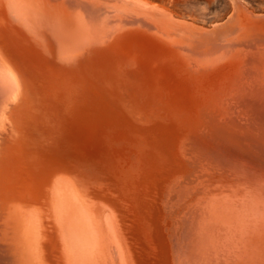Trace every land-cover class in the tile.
Here are the masks:
<instances>
[{
  "label": "bare ground",
  "instance_id": "6f19581e",
  "mask_svg": "<svg viewBox=\"0 0 264 264\" xmlns=\"http://www.w3.org/2000/svg\"><path fill=\"white\" fill-rule=\"evenodd\" d=\"M3 1L2 3L7 8V13L5 10L4 12L8 16L5 19L14 25L13 28L9 27L18 34L16 35L19 39L29 44L32 51L30 52L35 61L38 60L52 68L61 69L62 72L79 73L81 69L86 70L87 72L84 71V73H89V76H98L102 71L107 80H119L120 83L127 84L124 85L126 87L133 86L132 78L138 76L134 73L139 72L141 68L136 60L123 52L105 57L98 51L103 44L111 45L122 35L127 34L125 37L128 38V34H136L143 37V39H151L157 45L158 52L161 51L162 60L165 61V64L162 65L163 67L166 66L167 72L170 69L174 74L171 75H177L178 80L181 75L188 80V85L184 83L181 86L183 82L187 81L184 79H180L181 81L184 80L181 84L178 82L181 91L195 88L196 92V87L198 90L200 84L203 85L205 82L204 79H210L211 82L217 80L216 83L212 84L209 81L205 82L212 85V88L209 87L211 89L210 93L207 91L208 94H202V92L194 94V91L187 92V96L191 94H194V96L191 95L188 99H186L187 96H185V99L184 97L181 100L179 99L180 101L174 112H172L179 124L174 135L175 139L169 141H174L173 157L176 165L173 171L163 180L159 199L161 207L165 210L168 219L166 221L169 225L167 237L169 243L165 242V244L170 246L171 264H264V17L252 15L251 11L240 0H231L234 9L232 15H229L224 23L216 24L211 29L193 22L178 20L164 8L144 0ZM2 5L0 4V7ZM1 17L0 19H2ZM258 18H262V20H256ZM8 21L7 23H9ZM15 37L14 34L10 38L5 32H0V44L7 43L10 45L12 42L15 48L14 54L9 49L10 56L0 48V264H50L48 258L50 245V252L51 247H53L56 250V253H53L58 254L59 264H135L137 258L135 260L134 257L132 258L134 252L131 253V247L133 244L130 246L132 242H129V239L131 237H128L129 229H127L126 215L128 210L123 207V203L120 201L121 197L114 199L111 195L107 196V191L102 187L105 184L106 188L110 189L109 186L111 187V184L116 182V177L119 175L120 178L121 165L117 167V163L111 161V157L113 158L116 152L112 154L110 159L105 156L102 158L100 156L97 160L84 158V161H79L80 164L78 162L65 167H51L39 181V193L36 197L27 195L25 192L22 194L21 191L17 190L18 187L16 188V185L13 184L16 182H14L15 176L12 170L10 142L16 134L14 127L15 112L23 95L22 67L34 61L33 58L29 59L25 55L22 51L23 47L20 48L19 39L17 40ZM122 41L124 40L122 39ZM124 43L122 42V44ZM107 50L109 51V48ZM117 50L120 49L117 48ZM151 51L155 50L152 49ZM157 61L159 62V60ZM153 64L155 63L153 62ZM160 67L162 68V66ZM145 75L149 76L148 74ZM197 78H200L199 81H195ZM102 79L105 80L103 76ZM37 85L33 86L36 87ZM209 88H206L205 85L204 89L208 90ZM32 89L34 88L32 87ZM204 89L199 90L204 92ZM186 91L183 92L186 94ZM34 92L37 94L38 91L34 90ZM71 96L68 99H71ZM168 96L172 97L173 95ZM82 98L80 100H84ZM68 99H65L66 106L68 105ZM112 101L117 102V100L111 99ZM55 107L57 106L54 105L53 108ZM66 108L69 109V107ZM55 111L49 112L48 110V113L51 114ZM125 112L127 113L126 109ZM51 115L53 116L54 113ZM105 122L108 121L105 120ZM127 122H129V119ZM59 123L57 126L61 127L63 124L60 126ZM117 123L119 122L117 121ZM40 124L38 122V125ZM67 124L68 122L63 126ZM171 124H173V121ZM129 125L132 126V120ZM32 127L34 128V126ZM132 127L134 128V125ZM43 128L45 129L44 125ZM106 129L104 128V130ZM31 130L35 131L34 129ZM39 130H36V132L39 133ZM104 130H99V132L103 131V134ZM153 130L152 132H154ZM157 133L159 134V132ZM93 134L97 135V133ZM143 135L146 134L141 136ZM133 136L135 137V135ZM147 137L144 139L148 140ZM101 138L103 139V137ZM137 138L135 137V139ZM127 142L124 143L127 144ZM149 142H152V140H148L147 143ZM160 142L163 141L160 139ZM117 143L119 142L117 141ZM155 144L157 143H154V146H157ZM104 146L106 145L104 144ZM126 146L123 144L121 147L126 148ZM170 146L173 148L172 145ZM112 147L114 148V146ZM166 148L165 150H168ZM32 149L34 150V148ZM52 149L54 148L52 147ZM31 151H29V154ZM24 152L27 153V151ZM40 154L41 151L38 155ZM154 154L155 156L160 155ZM161 154L166 155L162 152ZM124 155L122 156L125 157L126 155ZM159 159L157 160L160 161ZM124 161L126 162V160ZM124 161L123 165L125 164ZM127 162L126 164H128ZM156 164L158 166L159 162ZM131 165L128 166L130 168L133 165L135 166V164ZM162 167L164 168V166ZM143 169L141 171H146ZM148 171L151 172V170ZM133 172L132 174H134ZM37 174L40 175V173ZM124 183L127 182L124 181ZM125 184L122 183L123 186ZM129 184L131 186L132 183L129 182ZM33 191L35 192V190ZM158 214L156 215L158 216ZM148 216H146L147 219ZM165 223L163 224L165 225ZM164 225L162 227L166 228ZM133 232L131 233L133 234ZM152 238H154L153 235ZM159 238H162V236ZM164 238L163 241L161 240L163 243ZM50 239L51 243H48ZM138 248H136L137 251ZM163 255L167 256L165 253ZM159 256L160 254H158ZM167 258L169 257L167 256ZM168 263L169 261L164 262V264Z\"/></svg>",
  "mask_w": 264,
  "mask_h": 264
},
{
  "label": "rangeland",
  "instance_id": "374dc122",
  "mask_svg": "<svg viewBox=\"0 0 264 264\" xmlns=\"http://www.w3.org/2000/svg\"><path fill=\"white\" fill-rule=\"evenodd\" d=\"M2 1L0 0L1 5L4 3V1H3V3H2ZM144 1H147V2L152 3V4H156V5L160 6L161 8H164L165 10L172 13L174 15V17L178 20L193 22L199 26H202V27L208 28V29L209 28L211 29L216 24L218 25L219 23L220 24L224 23L225 20L228 19L229 15H232L231 13H233V10H234L231 0H144ZM240 2L249 11H251L252 15H254V16L256 15L257 17H264V0H240ZM2 6L3 7L5 6L4 7L5 9L1 8ZM2 6L0 7V15L1 16L5 15V16L4 17L0 16L2 18V19H0V32L1 33L5 32L10 38L13 37V34H14V36H16L15 38L18 40L19 39L17 36L18 34L15 33V31L12 29L14 27V25L10 24V22L8 20L7 21L9 23H7V21L5 19L7 16L6 5L3 4ZM4 10L6 13L4 12ZM2 13H5V14H2ZM256 20H262V18H258ZM6 24H8V25H6ZM9 26H11L12 28ZM132 35L128 34V38L125 37V36H127V34L122 35L123 38L122 37H120L121 39L118 38L111 45L103 44V46L98 51L101 53V55L103 54L105 57L106 56L108 57L109 55L111 57L112 55L120 54L123 52V53L129 54V56H131L133 59L136 60L139 67H141V68H140L139 72L134 73V74H137L138 76L135 78H132L133 79V81H132L133 86H131L132 88L128 87V86L127 87L124 86L127 84L120 83L119 80H116V81L107 80L105 78V75L102 73V71H100L101 73L98 76H94L91 74H90L91 76H89V73L87 74L86 70H81V69H80L79 73H76V72L68 73V72H62L61 69H57L54 67L52 68L51 66L44 64V63H41L38 60L35 61V58H33V55L31 53L32 51L29 48L30 47L29 44L27 42L22 41L21 39L18 40L19 44L21 43L20 48L23 47L22 51H24L25 55L29 59L33 58L34 61H32L29 64L27 63L28 65H23V67H22L23 68L22 69V75H23L22 92H23V95H22L20 102L18 103V106L16 107V112H15L16 117H15L14 127L16 129V134H15L13 140L10 142V146H11L10 150L12 153L11 154V156H12V168H13L12 170H13L14 176H15L14 182H16L13 184L16 185L15 186L16 188L18 187L17 190L21 191L22 194L25 192V194H27V195H31L33 197H36L39 193V187H40L39 181H41L42 176L45 175L47 170L49 171L51 169V167L57 168V167H65L66 165L68 166V165L73 164V163L77 164L79 161L80 162L84 161V158H91V159L97 160L100 158V156H101V158L105 156L106 158L110 159L112 154L116 152L113 155V158L111 157V159H112L111 161L113 163H117V165H116L117 167L121 165L122 170L120 173L122 175V171H123V175H122V177L120 175V178H119V175L117 176L118 178L116 177V179H115L116 182H114L115 184L112 183L111 187L109 186L110 189H107L105 184L102 185V187L105 188L104 190L107 191L106 192L107 196L111 195L112 197H114V199H116L117 197H121L120 201L123 203V207L126 208V210H128L126 212L127 227H128L127 229H129L128 230V237H131V239H129V242L130 241L132 242V243H130V246L133 244L132 245L133 248L131 247V253L134 252V254H132V258L134 257L133 258L134 260L137 258L135 260V262L137 264H139V263L140 264H144V263L145 264L146 263H148V264H157V263L158 264H164V262L166 263L167 261H169V263L171 264L170 246H169V244H165V242L169 243V238H167L168 232H169V229H168L169 225L167 222L168 219L166 217L165 210L160 205L161 203H160L159 199H160V195H161L163 180H165V178L173 171L174 166L176 165L175 158L173 157V149H174V145H173L174 143L173 142L174 141L173 140H172V142H169V141H171V139H175L174 135L177 132V128H178L179 124H178V121L176 119V116H174L175 114L172 112H174V109L176 108V105L178 104V102L181 99H183L182 97H184V99H185V96H187V94L190 91L191 92L194 91L193 92L194 94H196L197 92H202V94H208V93H210L209 92L211 90L210 88H212L211 84L216 83L217 80L213 81V79H212L213 82H211L210 79H204L205 82L209 81L211 84L209 83V85H208L204 82L203 85L200 84V86L198 88L200 90H203L205 88V85H206V88L210 87L208 90L204 89L206 91V93H205V91L203 92V91H200L199 89H198L199 90L198 91L197 87H196V92L194 90L195 88L193 90H188V91H186L187 89L183 90V91H186V94H185L183 91H181L179 83L181 84L182 81L187 80V79L186 78L184 79L183 75L179 76L180 75L179 72H178L179 73L178 76L180 77V79H184L182 81L180 79L179 80L177 79V75L172 76V75H174L172 73L173 72L172 70L170 71V69H169V72H167L168 70L166 69V66L163 67V65H162V64H165L164 63L165 61L162 60V57H161L162 55L160 53L161 51L158 52V47H156L157 45L154 42H152L151 39H148L145 37H144L145 39H143V37L137 36L136 34H132ZM134 35H136V36H134ZM124 37H125V39H124ZM129 38H131V39H129ZM122 39L125 41V43H124V41H122ZM126 39H128V40H126ZM146 40H147V42H146ZM150 40H151V42H149ZM144 41L146 43H148V42L149 43L148 44L143 43ZM122 42L124 44H122ZM120 43H121V45H120ZM5 44L4 43L0 44V48L3 50V52H5L6 54H8L10 56L11 55L10 50H11V52L14 54L15 48L13 47V43L11 42L10 45H8L7 43H5ZM144 45H147V46H144ZM148 46H149V48H148ZM108 48H109V51L107 50ZM117 48L120 50L118 51ZM152 49L155 51H151ZM146 51H147V53H146ZM154 53H156V54H154ZM157 53H159V54L157 55ZM155 57L158 59H156ZM143 59L146 61H144ZM154 59H156V60H154ZM138 60H139V62H138ZM157 60H159L160 63ZM141 61H142V64H146V63H148V64L142 65ZM153 62L155 64H153ZM159 64H161V65H159ZM160 66H162V68ZM25 68H26V70H25ZM27 70L28 71L30 70L31 73H30V71L28 72ZM151 70H153V71H151ZM84 71H86L85 72L86 74L84 73ZM26 73H28V74H26ZM156 73H157V75H156ZM145 74H148L149 76H147ZM168 74H170V75L167 76ZM142 75H143V77H142ZM153 75H155V76H153ZM102 76L104 77V79L106 81L102 79ZM161 76L163 77V79ZM150 77L152 80L149 79ZM159 77H160V79H159ZM164 79L166 82L164 81ZM198 79H200V78L195 79V81H199ZM148 82H151L152 84L148 83ZM119 83L121 84L120 86H119ZM184 83H186L188 85V80L183 82L181 84V86ZM37 84H39V85H37ZM99 84H101V85H99ZM122 84H123V87H122ZM186 84H185V86H186ZM33 85H37L36 86L37 88ZM207 85H208V87H207ZM23 86H24V88H23ZM32 87L34 89H32ZM40 87H42V88H40ZM151 87H153V88H151ZM183 88H185V87L183 86ZM41 89H43V90H41ZM34 90L38 91L37 94H36V92H34ZM42 91L44 92L43 94H42ZM207 91H208V93H207ZM26 92H27L28 96H27ZM33 92H34V94H33ZM176 93H178V94H176ZM30 94H33L32 95L33 97ZM170 94L173 96L172 97L168 96ZM194 94L193 95L191 94V95L194 96ZM37 95H38V97H36ZM191 95H189V96H191ZM70 96H71V99L70 98L68 99V97H70ZM189 96H187L186 99L190 98ZM28 97H30V98H28ZM80 97L81 98L83 97L82 99H84V100H80L81 99ZM164 97H166V98H164ZM136 98H138V99H136ZM144 98H146V99H144ZM65 99L66 100L68 99V101H67L68 105L67 106L65 105L66 104ZM108 99L110 102L108 101ZM111 99L117 100V102L116 101H115L116 103L114 101L111 102ZM53 101L55 104L53 103ZM107 101H108V103H107ZM69 102H71V103H69ZM101 102L103 104L106 103L105 104L106 106L103 105ZM162 103H164V104H162ZM70 104H71V106H70ZM107 104L110 106H108ZM54 105L57 107L53 108ZM61 106H62V110H61ZM66 107H69V109ZM118 107H119V110H118ZM122 107H123V109H122ZM58 108H60V109H58ZM55 109H56V111H55ZM125 109L127 110L128 116H127V113L125 112ZM48 110H49V112L55 111V112H53L54 113L53 116H55L54 118L51 115L53 113H51V114L48 113ZM95 110H99V111H95ZM100 110H102V111H100ZM109 110H110V112H109ZM90 111H92V112H90ZM111 112H113L114 114H112ZM140 113H141V116H140ZM63 115H64V117H63ZM73 115H75L76 117H74ZM46 116H48L49 119L51 118L50 119L51 122L49 121L48 118H46ZM102 119H103V121H101ZM107 119H112L113 121L107 120ZM128 119H129V122H127ZM43 120H44V123H43ZM55 120L57 123L55 122ZM70 120H72V121H70ZM105 120L108 122H105ZM119 120L121 121V123ZM131 120H132V126L134 125V128L131 125H129V123H131ZM151 120L152 121L155 120V121L152 122ZM117 121L119 123H117ZM172 121H173V124H171ZM38 122H39V124L40 123H43V124L38 125ZM64 122H66V123L68 122V124L66 126H63L64 124H66ZM98 122H99V124H98ZM102 122L105 124H103ZM113 122H115L114 123V124H116L115 126H114ZM58 123L60 126L63 124L62 125L63 127L57 126ZM106 123H107V125H106ZM154 123H155V125H154ZM36 124H37V126H36ZM55 124H56V126H55ZM110 124H112L114 126V129H113V126ZM43 125H44L45 129L43 128ZM151 125L152 126L154 125L153 128ZM157 125H159V126H157ZM30 126L31 127L34 126V128L33 127L31 128ZM104 126H107V127H104ZM109 126H111L110 130H109ZM150 126H151L152 130L154 129L153 131L155 132V135H154V132H152V130L149 128ZM103 127L107 128L106 129L107 131L104 130ZM116 128H117V130H115ZM141 128H142V130H141ZM31 129H34V130L36 129L37 131L39 129L40 130L38 133V132H36V130L33 131ZM42 130H43V132H41ZM54 130H55V132H54ZM99 130H104L105 132L102 134L103 131L99 132ZM140 130H141V132H140ZM144 130H145V133H144ZM93 131H96V132H93ZM123 131H124V133H123ZM160 131H161V134H160ZM35 132H36V134H35ZM136 132H139V133H136ZM157 132H159V134ZM54 133H55V135H54ZM93 133H97V135L93 134ZM99 133H101V134H99ZM119 133L121 134V136H119L120 135ZM156 133H157V135H156ZM34 134H35V136H34ZM106 134H107V136H106ZM140 134L141 135L146 134L145 136L146 137L148 136L147 137L148 140L149 141L152 140V142L147 143L148 140L144 139L146 137L144 135H143L144 136L143 137ZM32 135H33V137H32ZM133 135H135V137H138V138L135 139V137ZM159 135H160L161 141H163V142H160ZM81 136H83L84 139ZM86 136H87V138H86ZM97 136H98V138L95 139V137H97ZM126 136H128L129 138ZM101 137H103L104 140ZM32 138H33V140H31ZM116 139L119 143H117ZM133 139H135V140H133ZM164 139H166L167 142ZM101 141H102V143H101ZM164 141H165V143H164ZM124 142H127V144H125ZM159 142H160V144H159ZM107 143L109 144V146H107L108 145ZM150 143H152V144H150ZM154 143H157V144H155L157 146H154ZM167 143H169V144H167ZM104 144L106 146H104ZM123 144L125 146L127 145L126 148L121 147V146H123ZM166 145H168V146H166ZM170 145H172L173 148H171ZM39 146H41V147L39 148ZM86 146H87V148H85ZM112 146H114L115 149ZM131 146H133V147L131 148ZM24 147L26 148V150ZM52 147L54 149H52ZM142 147H144V148L147 147V148L144 149ZM166 147H168V148H166ZM32 148H34V150ZM122 148L125 151L124 150L122 151ZM150 148L152 151L151 150L149 151ZM165 148L168 150H165ZM157 149H159V150H157ZM39 150L41 151L40 155H38L40 153ZM131 150H133V151H131ZM145 150H147V151L145 152ZM153 150H154V152H153ZM24 151H27V153ZM29 151H31L30 152L31 155L29 154ZM101 151H102V154H101ZM160 151L162 153H165L166 155L161 154ZM125 152H127L125 154L127 157L130 154V156L128 158L124 155ZM154 153H157L158 155L160 154L159 155L160 157L156 155L157 159L160 158L159 159L160 161H158L155 158L156 156ZM33 154H35V155H33ZM121 154L124 155L125 157H123ZM136 154H137V156H136ZM150 154L153 156H151ZM36 155L39 157H37ZM161 155H162V158H161ZM33 156H34V158H33ZM86 156H88V157H86ZM166 156H167V158H166ZM23 157H25V158H23ZM119 157H122V158H119ZM123 158H125V159H123ZM27 159L29 160L30 163L28 162ZM39 159H40V161H39ZM128 159H130V160H128ZM132 159H134V160H132ZM30 160H32V161H30ZM124 160H126V162L129 161V162H127L128 164H126V162ZM161 160H162V162H161ZM34 161H35V164H34ZM67 161H69V162H67ZM120 161H121V163H120ZM123 161L125 163L124 164L125 166L123 165ZM163 161L165 164L163 163ZM13 162H14V164H13ZM18 162H19V164H18ZM80 162L78 164H80ZM132 162H134V163H132ZM157 162H159L158 166H156ZM160 162L163 164H161ZM129 164H132V165L135 164V166L131 165L132 168H130V166H128ZM153 164L157 167V170H156V167H153L154 166ZM169 164H171V165H169ZM160 165L164 166V168ZM121 167H120V169H121ZM143 167L146 171H141V169H143ZM34 169H36V170H34ZM124 169H125V172H124ZM126 169H127V172H126ZM21 170L23 172H20ZM131 170L134 171L133 172L134 174L135 173L136 174L135 175L132 174ZM136 170H137V172H136ZM148 170H151V172ZM138 171H140V172H138ZM154 171H155V173H154ZM144 172H147V173H144ZM37 173H40V175ZM124 173L125 174L131 173L132 175H129V176L132 178H130L128 175H125ZM146 174H147V176H146ZM19 175H20V178H19ZM39 176H41V177H39ZM134 176H135V178H134ZM149 176H150V178H149ZM123 179L125 182H127L126 183L127 186L124 183ZM128 179H130V180L127 181ZM131 179H133V180H131ZM103 180L101 181L102 183H103ZM25 181H26V183H25ZM129 182L132 183L133 185L132 184H131V186H130V184L128 185ZM122 183H123V185L125 184V186H123ZM22 187L25 189H23ZM127 187H128V189H126ZM132 188H134V189H132ZM100 189L103 190L102 188H100ZM157 189H158V191H157ZM33 190H35V192ZM150 190H152V191H150ZM111 193H114V194H111ZM130 194H131V196H130ZM103 195H105V194H103ZM138 197H139V199H138ZM158 207L159 208L161 207L163 211L161 210V208L159 209ZM149 209L150 210L152 209L151 212ZM142 210H144V211H142ZM134 211H136V212H134ZM163 213H164V215H163ZM156 214H158V216ZM146 216H148V219ZM160 216H162L163 218ZM149 217H150V220H149ZM139 218H140V220H138ZM166 219H167V221H166ZM150 221H152V222H150ZM155 221H157V222H155ZM162 222L163 223L166 222L165 225ZM142 223L145 225H143ZM151 223H154V224H151ZM162 225H164V227H166V228H163ZM159 226H160V228H158ZM150 229H152V230H150ZM158 229H160V230L158 231ZM131 230H133L134 232ZM164 231H165V233H167L166 236H165ZM131 232H133V234ZM159 234L162 236V238H159V237H161ZM152 235L154 238H152ZM156 235H158V236H156ZM133 238H134V240H132ZM163 238H164V243L162 242ZM157 240H159V241H157ZM155 242H156V244H155ZM48 243H51V239L48 241ZM142 243H144V244H142ZM50 246L48 249V258L50 259L49 262H50V264H59L58 254L55 255L56 250H54L55 248H53V247H51V252H50ZM165 246L168 248H166ZM137 247H139L138 251L136 249ZM148 248H150V249H148ZM157 250H159V251L157 252ZM166 250H167V252H166ZM49 252H50V254H49ZM53 252H55V253H53ZM139 252H141L143 254V256ZM137 253H138V255H137ZM152 253H153V255H152ZM156 253L160 254L159 257H161V258H159L158 254H156ZM164 253L167 254V256L169 258H167L166 255H163ZM161 255L163 256L164 260L162 259ZM136 256H138V257H136ZM164 256H165V258H164ZM143 257H145V258L143 259ZM155 259H157V260H155ZM160 260H162V261H160Z\"/></svg>",
  "mask_w": 264,
  "mask_h": 264
}]
</instances>
